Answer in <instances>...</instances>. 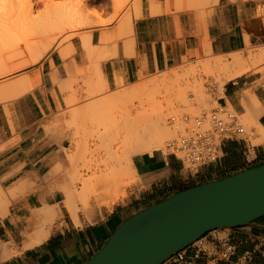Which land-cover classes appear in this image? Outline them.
<instances>
[{
	"label": "crops",
	"instance_id": "0c3cea01",
	"mask_svg": "<svg viewBox=\"0 0 264 264\" xmlns=\"http://www.w3.org/2000/svg\"><path fill=\"white\" fill-rule=\"evenodd\" d=\"M152 2L157 8L154 13L149 10ZM139 5L132 33L106 44L108 51L116 49L101 63L109 87L136 82L142 76L198 56L229 55L248 44L264 47V0H217L211 7L197 11L176 10L173 0H139ZM89 31L96 45L102 33H113L114 26ZM74 48L66 60L68 69L73 70L84 67L87 61L80 40ZM63 61L58 52L46 56L36 68L41 83L14 101L0 104V264H83L133 213L185 189L264 164V140L252 143L261 136L259 132L255 136L223 139L219 158L196 173L162 149L141 153L134 162L141 185L131 204H116L98 220L82 227H53V221L48 237L28 246L30 236L37 230L35 211L55 204L59 208L61 202L59 192L45 188L44 177L49 176L58 150L47 127L53 114L64 106L65 93L59 85L69 74ZM246 89L259 102L257 121L264 128V81H230L216 101L225 107L228 103L241 114L245 109L240 96ZM229 233L238 252L252 250L254 264H264V216L247 226L231 228ZM185 251L190 257L191 249ZM162 264L174 263L168 259ZM193 264L203 263L194 260Z\"/></svg>",
	"mask_w": 264,
	"mask_h": 264
},
{
	"label": "bare ground",
	"instance_id": "6f19581e",
	"mask_svg": "<svg viewBox=\"0 0 264 264\" xmlns=\"http://www.w3.org/2000/svg\"><path fill=\"white\" fill-rule=\"evenodd\" d=\"M88 1L89 0H0V80L3 78L6 80L9 75L11 77L13 73H17L26 66L29 67L30 64L38 62L52 47L58 50V54L62 60L65 61L64 67L68 68L69 63L66 60L75 52V48L71 42L64 44L69 38V35H64L66 32H72V35H74L76 34L74 32L90 24L88 20V18H90V12L87 9ZM177 1L179 2L180 0ZM204 1L207 3L209 0ZM119 3H121L118 6L120 8L123 6V3ZM116 4L118 5V3ZM153 4V2L150 4V6H152L151 9H149L152 11L151 13H154V10L157 9H154L156 6ZM139 6L138 2V11ZM96 19V25L105 24L102 17L97 16ZM126 26L129 32L132 33V20L129 18L127 19ZM79 40L85 58L100 57L109 59V57L114 55L116 50L114 48L115 50L112 51V54L108 53L105 46L107 39L104 36L100 37L99 44H92L90 31L82 32L79 35ZM8 46L11 47V49H9V51L4 50L6 49L5 47ZM263 62L264 49H260L256 51V53H250L245 59L239 55H235L228 62L218 58L206 61L203 66L219 71L220 79L223 81H230L246 73L249 69L253 68L252 66H254V64ZM98 74L101 88L105 89L107 87V81L104 74H102L101 71H99ZM175 75L177 76V74L174 73L165 75L162 78L150 80V82L140 84L139 86H133L132 89L128 91L115 92V94L112 95L113 101L116 100L118 104L120 102L126 106H128V97L133 96L136 98L139 107L134 106V101L130 100V108L123 114H120L119 111L121 116L119 118H117V116L114 117V121L109 120L111 121L110 124L104 125L107 127L109 126L108 129L105 128L104 132L99 131V133L96 134V136L101 139L105 138V136L109 137L111 140L109 142L110 146L107 148V155L100 158L96 164L87 165L85 171L90 172V176L84 178L82 177V173L79 174L78 177L80 181L77 182L81 184L80 190L76 188V184H71L72 182L63 184L60 187L59 191L63 195V206L72 219H76L77 217V200L81 202L82 208L84 209L90 205L91 201L96 203L100 200L103 202L104 200L113 203L116 202L120 195H124L122 188L127 185L126 179L132 175L133 177L136 175L132 156L144 152H151L154 149L163 147V142L167 138L172 139V135L176 130L174 131L171 129L170 125H167L166 116L168 119V111H172L173 109L171 108L174 105L181 101H183L184 104V100L186 101V99H184L186 96H184L186 93L185 86L167 85L168 87L170 86V93L167 92L168 90L166 91V94H169V96L164 99H169L167 103H165L166 107H162L163 105L161 106L160 100L157 99V93L159 92V82L170 81ZM1 83L2 82H0V103L19 98L31 87L26 76L18 77L7 84ZM66 89L67 88H65V90ZM198 93L202 94L203 92L201 93L198 91ZM200 94H198L199 100L201 98ZM205 94L206 92L204 93L203 100H205V96L209 98V96ZM67 102H71V100ZM145 102L157 104L156 110L149 113L143 108ZM204 102L207 103L206 101ZM96 103L97 102L88 105L86 111L93 113L96 110ZM117 103L115 108L118 107ZM240 104L245 109V112L242 113L245 124L249 127L251 125L256 126L257 132L261 134V136H257L256 139L260 142L264 138V128H262L257 121L259 115V102L257 98L252 93H244L242 97L240 96ZM102 106L104 105L102 104ZM134 109L137 111V115L132 118L130 113ZM78 113L79 110L75 113L73 111L71 115H69L70 117H74ZM70 138L73 139L72 137ZM68 143L75 151L79 147L78 141L74 143L68 141ZM121 151L126 152V154L122 155L120 153ZM73 154L74 151L72 152V150L68 148L63 152V160L68 166H71V164L67 162V160L72 159ZM60 168L61 166L58 164L55 170ZM57 208L58 205L55 204L53 206H43L35 211L33 220L36 223L37 230L30 236L29 243L27 244L28 246L38 244L48 237L49 228L51 227L50 224H52L55 219Z\"/></svg>",
	"mask_w": 264,
	"mask_h": 264
},
{
	"label": "rangeland",
	"instance_id": "374dc122",
	"mask_svg": "<svg viewBox=\"0 0 264 264\" xmlns=\"http://www.w3.org/2000/svg\"><path fill=\"white\" fill-rule=\"evenodd\" d=\"M175 1L177 0H173L174 8L176 10H195V11L205 9L207 7H211L213 3L216 2L214 0H209L207 3L204 0H180L179 2L178 1L175 2ZM119 2L123 3V6L120 8L118 7L119 4H121ZM138 2L139 0H120V1L89 0L87 2V9L90 12V18H88L90 24L82 29H79L77 32H74L76 33L74 35H72L73 34L72 32L70 33L66 32L64 36L69 35V38L67 39V41L64 42V44L71 42L74 45V47H76L78 45L79 35L84 31H89L96 27L107 30L108 27L114 26L113 33H108V34L102 33L101 35V37L102 36L106 37L107 39L106 44L107 43L114 44L116 40H118L120 37L124 35H130L131 32H129L126 26V22L128 18L133 22V20L139 14V11L137 9ZM116 3H118V5ZM97 16L102 17V19H104L105 21V24L96 25ZM5 48L6 49L4 50L6 51L7 50L9 51V49H11V47L9 46ZM260 49H264V48L262 46H255L248 44L246 48L231 53L229 55L228 54L222 56L206 55L204 57L198 56L193 61H184L178 66L167 68L163 71H158L154 74H148L142 76L136 82L133 83L121 82V85L119 83L115 87H109L107 85L105 89L101 88V84L99 82V74H98L99 71H101V63L102 61L105 60V58L89 57L87 58L86 65L84 67H75V70L68 69L66 67L65 71L66 73L69 74V76H67L65 80L61 81L59 85L61 92L65 93L64 106L60 109L59 112L53 114L52 122L47 127L48 132L51 135L53 134L52 135L53 138L55 137L54 139L58 143V150L56 151V156L54 157V165L49 171L50 172L49 176L47 174L48 177L47 176L44 177L45 179L44 185L49 192H56V191L59 192L58 197L61 200V202L59 203V208L57 209L58 213H56L54 223L52 224V226L55 227L56 225L62 226V224H68V225L73 224L74 226L82 227L85 224H91L96 220H98L101 217V215L104 214V212H107V210L113 208L116 204H123V205L131 204L134 200L133 198L138 195V187H140L141 184L136 173L134 177L132 175L131 177L126 179L127 185L124 188H122L124 195H120L118 200L114 203L111 201L108 202V200H104V202L100 200L98 203L91 201L90 205L87 207L88 209L87 208L84 209L82 208L81 202L77 200L76 201L78 206L77 217L76 219L74 218L72 219V217L67 212L66 208L63 206L62 203L63 195L59 191L60 187L63 184H68L71 182H72L71 184L74 185L76 184L75 185L76 188L80 190L81 184L80 182H77L80 181L78 177L79 174L82 173L83 174L82 177L84 178L90 176L91 175L90 172L85 171L87 169V165L89 166L94 165L99 161L100 158L107 155L108 152L107 148L110 146L109 142L111 140L109 137L105 136V138L101 139L98 138L96 134L99 133V131L104 132L105 128L108 129L109 127L104 125L110 124L112 120L114 121V117L117 116V118H119L121 116L120 115L121 113L123 114L126 110H128V108H130L131 105L130 100L134 101L133 102L134 106L139 107L136 98H134L133 96L128 97L127 99L128 106L123 105L120 102L119 105L117 103L118 101L116 100L113 101L112 99V95L115 94V92L119 93L125 90L128 91L129 89H132L133 86L136 87L139 86L140 84L150 82V80L162 78L165 75H170L174 73L177 74V76L175 75V77L172 78L170 81L159 82L160 85L158 86L159 92L157 93V99L160 100L161 106L163 105L162 107H166L165 103H167V100L169 99L168 98L167 100L164 99L165 97L169 96V94L166 93L169 92L170 86L180 85V87L185 86L186 93L184 94V96L185 95L186 96L184 97V99H186V101L184 100V104L183 101H181L182 103L179 102L176 105H174L171 108L173 110L168 111L169 113L168 119L172 115L179 116L182 113L196 115V114H201L203 112H209L218 106L216 99L220 95H222L223 87L228 82L235 81L238 79H240L241 81L256 80V83L263 82L264 62L260 64L259 63L254 64V66H252L253 68L249 69L246 73L230 81H223L222 79H220L219 71L212 68L204 67L203 66L204 63L206 61H210L218 58L224 59L226 62H228L235 55H239L243 59H245L247 55H249L250 53H256V51ZM52 52H58V50L52 47L47 51V53L43 55V57L38 62L30 64L29 67L26 66L25 68L19 70L17 73L15 72L16 74L13 73L11 77L10 75L7 78L5 77L6 80L4 78L3 79L1 78L2 79L0 80V82H2L1 84H7L18 77L26 76L31 84V87L25 94L29 93L34 87L38 86L41 83L36 68L43 61V59ZM108 53L112 54V52L110 51H108ZM72 55L73 54H71L70 56ZM54 81L57 82L56 75L54 76ZM168 84L170 85L169 87L167 86ZM65 88H67L66 89L67 91L65 90ZM198 91L203 93L200 94L198 93ZM204 91L206 92L205 95L209 96V98L205 96V100H203L205 93ZM244 93L250 94L252 93V91L250 89H246L242 92V96ZM198 94L201 95L200 100ZM189 96L192 97L191 101H188ZM68 99L71 100V102H67L69 101ZM14 100L15 99L6 101L5 103L2 102L0 104L6 105L7 103H10ZM204 101H206L207 103H205ZM95 102H97L96 110L93 113H91L90 111L89 112L86 111V107L91 103H95ZM202 102H204L206 105ZM116 103L118 105L117 108L120 107L119 109L115 108ZM102 104L104 106H102ZM143 108L146 109L149 113H151L152 111L156 110L157 104H151L145 102ZM226 108L228 110L234 111V107H232L228 103ZM77 110H79V113L76 114L74 117H70L71 113L73 111L75 113ZM236 112L239 114V120L242 126L244 127L245 133L250 136H255L257 133V128H255L256 126L254 125H251L250 127L247 126L245 124V119L242 113L240 114V112L238 111ZM136 113L137 111L134 109L130 113V116L134 118L137 115ZM168 119L166 116V120H167L166 123L169 126L170 124ZM170 127L175 131V129L171 125ZM173 135L172 138L176 136V132H174ZM70 137H72L73 139L75 138L74 140L76 142L77 141L79 142L78 144L79 147L77 148L76 151L72 149L71 145H69L68 143V141L70 143L75 142ZM169 139L171 138H167L163 142L164 144L163 147H160L159 149H162L163 151L166 152L165 144ZM256 141H257L256 138L252 139L253 144L258 143V141L257 142ZM67 148L69 150H72V152L74 151V154L72 155L73 156L72 159L67 160V162H69L71 166H68V164H66V162H64L63 160L64 158L63 152L66 151ZM120 153L122 155L126 154V152H122V151ZM139 155L140 154H136L132 156L133 165L135 162V158ZM58 164L61 166V168L55 170ZM184 164L187 167V164L186 163Z\"/></svg>",
	"mask_w": 264,
	"mask_h": 264
},
{
	"label": "water",
	"instance_id": "95a60500",
	"mask_svg": "<svg viewBox=\"0 0 264 264\" xmlns=\"http://www.w3.org/2000/svg\"><path fill=\"white\" fill-rule=\"evenodd\" d=\"M264 216V164L175 193L133 213L83 264H162L210 230Z\"/></svg>",
	"mask_w": 264,
	"mask_h": 264
},
{
	"label": "built area",
	"instance_id": "2783aa9c",
	"mask_svg": "<svg viewBox=\"0 0 264 264\" xmlns=\"http://www.w3.org/2000/svg\"><path fill=\"white\" fill-rule=\"evenodd\" d=\"M192 97H188L191 101ZM169 124L176 136L165 144L167 153L173 154L196 173L202 166L214 163L219 158V145L223 139H237L247 135L239 120V114L218 104L213 110L191 115L182 113L169 117ZM228 228L210 230L186 248L191 249L187 257L186 248L169 259L174 264H254L253 251L238 252L231 241ZM264 247V245H263ZM264 256V248L261 252Z\"/></svg>",
	"mask_w": 264,
	"mask_h": 264
}]
</instances>
